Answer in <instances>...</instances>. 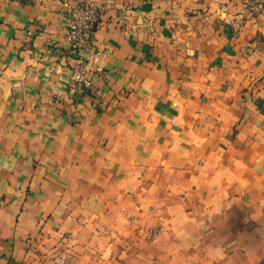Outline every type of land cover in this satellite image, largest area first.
<instances>
[{"label":"crops","instance_id":"obj_1","mask_svg":"<svg viewBox=\"0 0 264 264\" xmlns=\"http://www.w3.org/2000/svg\"><path fill=\"white\" fill-rule=\"evenodd\" d=\"M107 3L0 0V264H264V13Z\"/></svg>","mask_w":264,"mask_h":264},{"label":"built area","instance_id":"obj_2","mask_svg":"<svg viewBox=\"0 0 264 264\" xmlns=\"http://www.w3.org/2000/svg\"><path fill=\"white\" fill-rule=\"evenodd\" d=\"M16 1V0H5ZM21 1V0H17ZM24 1V0H23ZM68 9L66 33L72 47L84 51L92 50L94 46L95 28L101 12L113 0H59ZM246 7L257 13H264V0H243ZM241 25H239V28ZM83 65V64H82ZM72 90H82L79 83L72 85Z\"/></svg>","mask_w":264,"mask_h":264},{"label":"rangeland","instance_id":"obj_3","mask_svg":"<svg viewBox=\"0 0 264 264\" xmlns=\"http://www.w3.org/2000/svg\"><path fill=\"white\" fill-rule=\"evenodd\" d=\"M79 83V86H80V88H82V84H81V82L80 81H74V85L76 84V83ZM82 91V90H81ZM80 91V92H81ZM77 93V92H76ZM157 234V229L156 228H151L150 229V232H149V235L150 236H155Z\"/></svg>","mask_w":264,"mask_h":264}]
</instances>
